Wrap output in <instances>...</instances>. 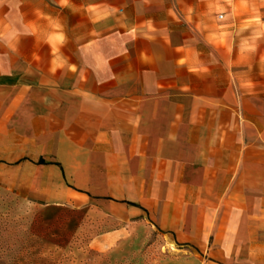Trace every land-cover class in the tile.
Wrapping results in <instances>:
<instances>
[{
    "label": "crops",
    "instance_id": "1",
    "mask_svg": "<svg viewBox=\"0 0 264 264\" xmlns=\"http://www.w3.org/2000/svg\"><path fill=\"white\" fill-rule=\"evenodd\" d=\"M0 200L264 264V0H0Z\"/></svg>",
    "mask_w": 264,
    "mask_h": 264
},
{
    "label": "rangeland",
    "instance_id": "2",
    "mask_svg": "<svg viewBox=\"0 0 264 264\" xmlns=\"http://www.w3.org/2000/svg\"><path fill=\"white\" fill-rule=\"evenodd\" d=\"M35 208L0 200V264H181L158 230L141 227L121 248L98 250L90 243L99 233L84 217Z\"/></svg>",
    "mask_w": 264,
    "mask_h": 264
},
{
    "label": "built area",
    "instance_id": "3",
    "mask_svg": "<svg viewBox=\"0 0 264 264\" xmlns=\"http://www.w3.org/2000/svg\"><path fill=\"white\" fill-rule=\"evenodd\" d=\"M221 15H219V17H220Z\"/></svg>",
    "mask_w": 264,
    "mask_h": 264
}]
</instances>
